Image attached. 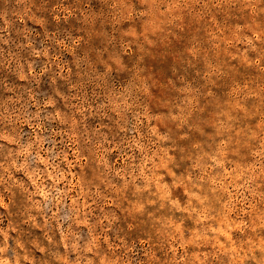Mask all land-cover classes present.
Returning a JSON list of instances; mask_svg holds the SVG:
<instances>
[{"label": "clouds", "instance_id": "obj_1", "mask_svg": "<svg viewBox=\"0 0 264 264\" xmlns=\"http://www.w3.org/2000/svg\"><path fill=\"white\" fill-rule=\"evenodd\" d=\"M0 264H264V0H0Z\"/></svg>", "mask_w": 264, "mask_h": 264}]
</instances>
